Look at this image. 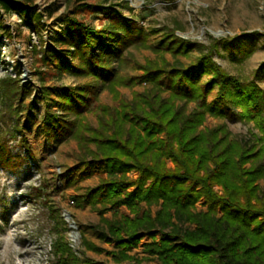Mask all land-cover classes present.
<instances>
[{"label": "trees", "instance_id": "16d2710c", "mask_svg": "<svg viewBox=\"0 0 264 264\" xmlns=\"http://www.w3.org/2000/svg\"><path fill=\"white\" fill-rule=\"evenodd\" d=\"M31 1L0 0V14L29 18ZM106 16L108 23L98 29L69 21L59 41L72 49L63 53L54 48L40 56L43 65H52L60 74L92 79L85 84L40 87L44 102L40 127L46 140L56 144L76 140L85 154L66 171L67 178H100L95 187L71 196L73 206H101L104 229L98 237L113 244L117 263L137 261L128 252L147 238L142 252L155 256L160 264H264V91L254 80L241 81L213 60L219 47L229 44L232 50V39H213L205 46L178 36L174 29L146 33L132 18L118 13ZM159 33L160 39L147 42ZM4 36L9 32L0 23V44ZM241 36L247 39L260 33ZM129 47L148 49L158 59L134 63L141 73L123 76L120 67ZM193 50L200 53L187 65L164 58L166 53L188 57ZM65 53L78 62L67 60ZM140 84L150 89L135 92L130 102L118 99V87ZM215 87V97L208 102ZM25 88L18 80L0 79V95L16 117L20 108L15 103L23 101ZM104 89L118 105L114 110L97 105L103 116L92 127L85 113L94 108ZM190 103L194 108L187 112ZM32 116L28 109L27 119ZM207 116L251 122L258 134L241 141L232 138L224 125L200 130ZM131 172L135 178L128 176ZM199 201L205 209L196 211ZM153 205L158 206L154 213ZM121 207L127 215L119 214ZM105 211H111L112 219L103 216ZM184 224L194 228H183ZM51 245L48 264L80 262L62 236L57 235ZM83 245L100 250L86 240Z\"/></svg>", "mask_w": 264, "mask_h": 264}, {"label": "rangeland", "instance_id": "374dc122", "mask_svg": "<svg viewBox=\"0 0 264 264\" xmlns=\"http://www.w3.org/2000/svg\"><path fill=\"white\" fill-rule=\"evenodd\" d=\"M30 5L29 18L17 13L0 14V23L9 32L0 44V79H15L20 86H26L23 101L15 103L20 108L17 117L7 110L0 95V264H48L52 259L51 244L57 235L69 244L80 260L77 264H160L155 256L142 252V244L149 241L147 238L128 252L137 261L117 263L112 256L113 244L98 237L99 230L104 229L99 216L101 206H73L71 196L95 187L100 178L96 175L81 181L67 178L66 171L85 154L76 140L60 144L46 140L40 127L44 113L40 87L85 84L92 79L68 72L60 74L52 65H43L40 56L46 50L55 48L64 53L70 47L59 41V35H65L69 21L98 29L108 23L107 13H118L132 18L146 33L152 29L170 28L178 36L205 46L213 39H232V50L229 44L219 47L213 60L241 81L254 80L264 91V69L259 70L264 62V0H32ZM99 8H108V11L102 12ZM254 31L260 36L247 39L241 36ZM160 37L161 33L150 35L147 42L152 44ZM199 53L193 50L188 57L176 58L166 53L164 58L187 65ZM125 54L126 60L120 67L123 76L141 73L134 68V63L158 59L153 52L143 48L129 47ZM66 57L78 62L70 55ZM149 89L147 84L118 87V99L130 102L135 92ZM215 93L216 87L207 96L208 102ZM166 95L164 93L163 97ZM94 104V108L85 113V121L97 127L99 117L103 116L97 105L114 110L118 101L104 89ZM192 108L194 104L190 103L186 111ZM28 109L33 114L30 121ZM51 110L56 111V108L51 107ZM66 117L72 119V115ZM218 125H224L232 138L241 141L251 140V133L258 134L251 122L235 118L207 116L199 129ZM128 176L135 178L136 174L131 172ZM262 183L260 180L259 184ZM150 208L154 213L158 206ZM204 209L199 201L196 211ZM119 214L127 215L128 212L121 207ZM103 216L112 219L111 211H105ZM182 227L193 229L194 225ZM83 240L100 250L87 249Z\"/></svg>", "mask_w": 264, "mask_h": 264}]
</instances>
